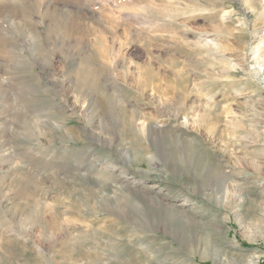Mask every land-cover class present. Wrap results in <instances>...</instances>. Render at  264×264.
I'll return each instance as SVG.
<instances>
[{
  "label": "rangeland",
  "instance_id": "rangeland-1",
  "mask_svg": "<svg viewBox=\"0 0 264 264\" xmlns=\"http://www.w3.org/2000/svg\"><path fill=\"white\" fill-rule=\"evenodd\" d=\"M0 264H264V0H0Z\"/></svg>",
  "mask_w": 264,
  "mask_h": 264
},
{
  "label": "bare ground",
  "instance_id": "bare-ground-1",
  "mask_svg": "<svg viewBox=\"0 0 264 264\" xmlns=\"http://www.w3.org/2000/svg\"><path fill=\"white\" fill-rule=\"evenodd\" d=\"M150 139V138H149ZM219 169V168H218ZM139 171V170H138ZM220 171V170H219ZM143 172V171H142ZM144 173V172H143ZM219 173V175L221 176V177H223V178H225V180H227V179H229V178H227L226 176H227V174L226 173H223L222 172V170L220 171V172H218ZM143 184H145L144 182H142ZM154 184H156V183H154ZM154 184H152V183H146L145 184V186H147L148 188H150V187H152ZM148 188H145L146 190L145 191H147V190H149ZM145 193L146 192H143V193H141V195H139V196H141L142 198H144V199H147V200H149V201H151L154 205H156L157 206V208L158 209H160V210H168L169 209V211H170V209H171V211L173 210V212H175V210L174 209H172V207L171 208H169V206H167V205H165L164 203H162L158 198H157V196L155 195V197L154 198H157L156 200H154L153 198H150V197H147L146 195H145ZM136 194H140V193H136ZM129 195V194H128ZM135 196H137V195H135ZM125 197V196H124ZM133 198V197H132ZM137 198H139V197H137ZM141 200V199H140ZM143 202V201H142ZM170 213V212H169ZM168 213V214H169ZM173 215V214H172ZM180 221V220H179Z\"/></svg>",
  "mask_w": 264,
  "mask_h": 264
}]
</instances>
